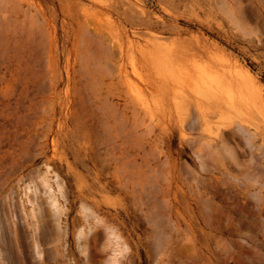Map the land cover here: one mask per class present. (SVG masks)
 I'll use <instances>...</instances> for the list:
<instances>
[{"label":"rangeland","instance_id":"rangeland-1","mask_svg":"<svg viewBox=\"0 0 264 264\" xmlns=\"http://www.w3.org/2000/svg\"><path fill=\"white\" fill-rule=\"evenodd\" d=\"M129 1L156 33L215 41L264 83V0ZM99 9L96 0H0V198L18 179L47 175L64 208L39 263L34 232L20 244L12 211L4 243L0 211V264H264V171L251 159L262 140L233 119L193 132L224 134L212 154L174 121L144 151L130 148L131 162L109 159L103 116L124 109L122 87L98 50L92 61L79 24Z\"/></svg>","mask_w":264,"mask_h":264},{"label":"bare ground","instance_id":"bare-ground-1","mask_svg":"<svg viewBox=\"0 0 264 264\" xmlns=\"http://www.w3.org/2000/svg\"><path fill=\"white\" fill-rule=\"evenodd\" d=\"M96 1L108 16L97 15L101 9L95 15L86 11L79 24L86 33L89 56L93 61L96 50L100 52L98 62L104 61L110 67V83H120L124 99L123 111L111 108L104 112L102 124L109 159L114 163L131 162L130 148L144 151L151 132L174 121L183 135L198 141L200 150L212 154L215 145H226L224 134L218 132V136L202 140L193 132L205 130L211 122L233 119L247 139L262 140L255 145L251 159L253 166L264 171L259 159L264 153V83L251 69L231 51L197 33L173 39L156 33L129 0ZM87 80L94 82L90 72ZM93 94L100 98L101 93ZM152 105L158 106L161 114L152 113ZM6 111L12 110L8 107ZM111 123L115 125L113 135ZM145 126L147 132L139 133ZM59 191L64 197L61 185ZM0 204L4 205L0 210L4 243L10 240L7 212L12 211L13 234L20 244L31 229L34 232L31 251L39 263L41 242L49 241L59 231L64 213L50 178L43 175L35 185L22 184L18 179L1 196ZM110 235L117 236L114 231Z\"/></svg>","mask_w":264,"mask_h":264}]
</instances>
